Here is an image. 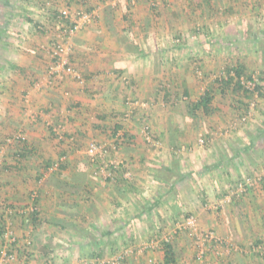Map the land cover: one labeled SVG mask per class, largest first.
Returning <instances> with one entry per match:
<instances>
[{
    "label": "crops",
    "instance_id": "obj_1",
    "mask_svg": "<svg viewBox=\"0 0 264 264\" xmlns=\"http://www.w3.org/2000/svg\"><path fill=\"white\" fill-rule=\"evenodd\" d=\"M130 1L0 0V220L8 216L18 234L17 264H75V258L60 255L66 244L70 248L66 253L83 259L111 257L118 245L128 239L139 241L148 231L151 234L154 224L163 225L184 209L197 215L202 227H212L237 243L259 242L264 249V188L223 204L217 219L203 208V203L227 201L223 193L229 194L236 182L245 179H238L236 171L257 170L256 154L264 155V139L254 143L246 137V144L238 145L211 141L199 150L192 148L193 153L174 150L182 141L179 135L187 138L198 126L206 132L211 128L209 115L192 111L191 102L203 95L196 92L204 90L202 85L209 89V82L192 77L195 64L221 68L229 60L232 66L247 67L261 74L264 93V0H255L262 5L263 41L251 39L247 64L246 59L225 57L221 47L214 50L211 32L219 34L218 30L208 32L206 40L189 32L191 21L219 10L223 16L226 8L237 11L245 0ZM51 3L56 12L71 14L80 4L99 6L98 22L72 36V61L84 73L83 84L67 79L55 87L48 85L53 40L60 33L55 22L59 14H43ZM217 100L212 101V113H228L229 108ZM129 101L139 102L133 120L124 118ZM259 102L264 115V94ZM146 112L160 138L151 144L155 151L146 149L139 130ZM260 125H250L247 132H258ZM85 131L100 141L109 140L106 143L124 131L118 152L124 168L116 170L115 180H105L90 160L80 157L83 151L74 153L66 148L70 142L58 138V133L71 136ZM16 134L22 138L16 140ZM58 162L66 170L51 168ZM174 162L185 176L176 184L180 202L157 183V169L171 170ZM214 181L223 193L215 191ZM146 185L151 191L144 189ZM11 208L21 213L10 215ZM26 239L31 241L29 249Z\"/></svg>",
    "mask_w": 264,
    "mask_h": 264
},
{
    "label": "rangeland",
    "instance_id": "obj_2",
    "mask_svg": "<svg viewBox=\"0 0 264 264\" xmlns=\"http://www.w3.org/2000/svg\"><path fill=\"white\" fill-rule=\"evenodd\" d=\"M86 4H80V9H78L77 11H75L72 14H76L80 11H84V12H92L93 10H95L96 13V18L94 20V23L98 22L99 20V6H94L91 7L90 5L88 7L85 6ZM1 7V5H0ZM45 7L42 6V9ZM53 4L51 3V5H49L48 7L46 6L44 9V13L43 14H50V15H57V10H54ZM211 11H216V10H211ZM262 5H260L257 2H255V0H245V2L239 6V9L237 11H235L233 8L232 9H224L223 12V16H221L220 10L218 11L217 15H213V16H209L206 19H204L203 15L201 17V19L198 21H191V28L189 30V32H195L192 33L193 37H197V38H204L206 40L207 38V33L211 30H218L219 34L216 33V31L211 32L213 36H211L210 38V44H212V46H214V50L215 47L220 48L221 50H223L222 54H224V56H229V57H238L240 59V61H242V59H246L244 60V64H247V60H248V56L250 55V49H252L251 44H253V42L251 41L254 40L256 42H262L263 41V31H262ZM63 12V11H62ZM67 13H71L69 10L66 11ZM253 13L255 15H253ZM249 14H251V19H248L250 16ZM249 16V17H245V20H242V16ZM255 17V18H254ZM222 18V19H221ZM261 19L260 21L258 19ZM55 20V19H54ZM247 21V22H246ZM56 22V20H55ZM3 22L0 21V27H2ZM57 23V22H56ZM91 24V25H92ZM91 25H89L86 29H88ZM250 27V28H246ZM200 27V31H197V28ZM84 29V30H86ZM254 29V31H253ZM258 29V30H257ZM63 30V29H61ZM60 33L57 32L59 35L58 37L56 36V39L53 40V43L55 44L57 41H61L62 38L65 35V31H61ZM232 32H231V31ZM231 32V33H230ZM246 32V33H245ZM54 34V32H52ZM222 33V34H221ZM228 33V34H227ZM56 34V33H55ZM191 34V35H192ZM226 35H230V36H226ZM236 39V41H235ZM70 44L72 45V49H73V53L71 55V62L72 64L78 69L80 70L82 73L83 71L81 70L80 67H78V65H76L75 63H73L72 61V57L74 55V40H72V38L69 40ZM229 49V50H228ZM219 54V53H217ZM211 61V60H209ZM50 65V64H49ZM193 65V64H192ZM233 66L231 65V62H229V60H227V62H224V66L219 68V67H215V66H208V69H205V66L203 64H195L192 67V77L194 78V80L196 81H200L201 83H203V81H207L209 82V89H213V93L215 94V97H217V102L216 104H220V105H224L225 107H228L229 110L228 113H226L223 108H219L217 106L218 109H220L223 113H226L225 115H222L219 112L216 113H212L211 115L208 116V122L211 121V123L207 122L208 127H211L209 129H207L208 132H206L205 130L203 131V126H198L196 131H193L191 134H188L187 138H183L181 135L180 138H182V141H180L178 143V146L174 148V150L176 152H178V154L180 153H193L194 151L191 150L192 148L199 150L201 146L200 144V139H204L206 142L204 144V146L208 143H210L211 141H215V143L220 142L222 143L223 141L228 143H231L233 145H238L240 142L245 143L247 142V130L249 129L250 125L255 124V123H264V115L262 114V108L260 109V100L263 97V89L262 92L261 91H257L255 90L253 94H249V93H243V92H239V91H232L230 88L226 90L225 93H221L220 88H219V82L220 79L224 78V77H228V73L227 71L229 69H233ZM84 75V73H83ZM233 75V74H232ZM244 76L245 77H251L253 79V82L255 84L260 85L259 82L261 79V74L256 73H251L250 69H248L247 67H245V72H244ZM84 79L86 81V78L84 76ZM247 79H245L246 81ZM123 82L125 83V81L123 80ZM198 83V82H197ZM202 85V84H201ZM201 85L199 84V87L201 88ZM203 89H200L198 92H196V95L198 96L200 93L204 94L206 92V86L202 85ZM261 88L262 85H260ZM192 104L194 103L191 102ZM145 104V103H144ZM146 107V104H145ZM134 116V115H133ZM246 117V121H242L243 118ZM130 120H133L130 119ZM152 120V115L151 113L148 114V112H146L142 118L140 119L141 125L144 122H147L148 124L151 125L152 129H153V125L151 123ZM215 121V125L212 126V123H214ZM201 125H203V123H201ZM210 125V126H209ZM139 127V130H140ZM211 129V131H210ZM107 132V131H106ZM93 133L89 132L87 133L85 132H81L77 135L75 134H71V136H66L64 135V140L70 142L69 144L66 142V148L72 150L74 153H76L78 150L79 151H83L84 154H80L82 159H88V156L86 154V150L87 147L90 143L92 142H97V143H106L108 141L102 140L100 141L98 138L96 137H91ZM102 134H105V132H103ZM113 133L111 132V135ZM18 135V134H16ZM154 139L155 142H157L158 140H160V138H157V134L154 133ZM22 138V137H21ZM73 139V140H72ZM184 139L186 140V142L184 141ZM144 142V141H143ZM144 145L146 147L147 150L152 149V151H155L157 149L156 146L152 147L151 144H147L146 142H144ZM194 145V146H193ZM122 146V144L120 145V147ZM144 147V148H145ZM193 151V152H192ZM73 153V154H74ZM220 154V156H222V153H218ZM114 152L110 153V157H114ZM257 159H258V165H257V170L251 171L249 173L242 171L241 173L236 171V174L238 175V179H241V177H244V180H240L239 182H236V185L240 182H245L247 179H256L257 177H263L264 178V155L261 154H256ZM187 156V155H186ZM185 156V157H186ZM184 157V158H185ZM214 159V158H211ZM152 161V160H151ZM66 166L63 165L61 170H66L65 169ZM128 168V166L126 167V169ZM130 170V169H128ZM59 171V172H60ZM127 171V170H126ZM174 181H171V183ZM189 182H192L193 184L195 183V180L191 179L189 180ZM215 182V191H217V193H223L222 191L224 190V188H221L219 185L216 184ZM197 183V182H196ZM151 184V183H150ZM180 184V183H179ZM213 185V186H214ZM228 185V184H227ZM145 190L151 191V188H149L148 185L144 186ZM180 188L182 186H179ZM201 188V186H198ZM264 188V183L263 184H258L256 185L250 192H252L255 188L256 189H260V188ZM235 187L230 188L229 190L232 191ZM202 189V188H201ZM181 191V189H180ZM228 193H223V200L225 201L226 197H227ZM245 196V195H244ZM243 196V197H244ZM167 199V198H166ZM182 199V198H181ZM201 203L202 202V198H199ZM239 200H242L241 197H235L233 198L232 201L227 202L225 201L224 203H217V202H207V203H203L204 206L203 208L205 209L206 213H209V215H213L215 217V219H217L218 214L222 211H220L221 209H223V206L225 205H230V203H232L233 201L238 202ZM206 204V205H205ZM225 204V205H223ZM183 207V206H182ZM241 209V208H240ZM241 211V210H239ZM223 214H225V211L223 212ZM180 216V217H178ZM195 217L198 225L200 227V230L202 231H213L216 232L217 235L225 238L228 242L232 243L235 247V250L228 252L227 248H219L217 251V248H212V246L210 247L209 251L207 252V254L204 256V258L201 260V258H199V249H198V245L196 244V240L195 238H193L188 231H179L177 225L179 223L184 222L186 219H188L189 217ZM169 216H167L168 218ZM167 221L163 224V225H159L158 227H155L154 224V228L153 230H151V234L148 231L147 234H143V237H141V239H138L139 241L135 242V241H131V239H128V242H124L122 245H118L117 247H115V250H113V256L111 257H106V258H102L100 260H87V259H83L80 258L77 254H74L73 252L70 254L66 253L69 244H66L63 246V251L61 250L60 255L68 257V258H75L74 261L75 264H111V260L116 257L119 256L123 251H125L126 247H131L132 249H137L139 248V246H143L145 244L150 243L152 240L160 242L162 239H164V237L166 236H172V241L170 242L175 250V255H176V259L178 260V262H184L186 264H264V254L262 253L264 251L263 245L259 242H257V244L253 245V243H248V242H244V243H237L236 241L232 240L231 237H225L222 234H220L218 231H216L214 228L212 227H202L200 225V220L198 218L197 215L193 214L192 212L189 211V209L187 210H183L181 211V215H176L175 218H168L166 219ZM152 235V236H151ZM145 236V237H144ZM67 238V237H66ZM66 249V250H64ZM149 254L153 255V258L157 263L159 264H165V253H164V246L163 244H160L157 248L155 249H149L147 250L144 255H137L136 252L129 255V257L125 260V264H137V261H141L143 264H150L149 260ZM59 255V254H58ZM57 257V255H56ZM146 257V258H145ZM149 257V258H148ZM67 258V259H68ZM137 258V259H136ZM52 261H54L52 259ZM56 263V261H55ZM53 263V264H55Z\"/></svg>",
    "mask_w": 264,
    "mask_h": 264
},
{
    "label": "built area",
    "instance_id": "obj_3",
    "mask_svg": "<svg viewBox=\"0 0 264 264\" xmlns=\"http://www.w3.org/2000/svg\"><path fill=\"white\" fill-rule=\"evenodd\" d=\"M134 1V0H131ZM130 1V2H131ZM135 2V1H134ZM152 7H156L157 3L152 1ZM96 11L84 12L80 11L78 13L71 14L63 12V14L57 15L56 22L58 29H63L65 35L61 41H57L51 51V63L47 70V80L48 85L58 86L60 83L64 82L67 79H72L78 83L83 84L85 82L83 73L78 70L71 62V55L73 53L72 45L69 40L72 36L86 29L91 25L96 18ZM200 27L197 28L199 32ZM127 83H130L127 78H123ZM242 82L245 87L250 91H255V83L251 81H245L242 78ZM129 108L124 114L126 120L132 119L134 116V110L139 105L138 101H129ZM246 121V117L242 119ZM140 133L147 144H155L154 132L150 124L144 122L140 127ZM124 131L118 132L114 135L113 140L110 143H97L92 142L88 145L86 154L91 162V164L96 168V172L103 176L105 180H115L116 170H121L124 168L123 161L119 158L118 152L120 150V145L124 141ZM59 140H63L64 133H58ZM16 140L21 139V135L15 137ZM73 140V139H72ZM200 144L204 145L205 140L200 139ZM114 152L115 157H110V153ZM60 163L54 164L51 168L57 170L60 168ZM129 178V175H127ZM264 183L263 177H257L256 179H247L245 182L238 183L235 188L229 192L226 197L227 202H230L235 197H242L249 191H251L256 185ZM36 196H33L35 199ZM31 212H35L34 207L30 208ZM10 215L21 213L20 209H9ZM179 231H188L189 234L195 238L196 244L199 249V258L201 260L209 251L210 247L217 248H227L228 252L235 250V247L232 243L228 242L225 238L216 234L213 231H202L198 225V222L195 217L191 216L186 219L184 222L177 225ZM172 241V236H166L160 242L152 240L150 243L143 246H139L137 249H132L131 247H126L119 256L114 257L111 260V264H125V260L129 255L136 252L137 255H144V253L149 249H155L160 244L170 243ZM31 241L26 239L25 248L29 249ZM18 234L15 228L12 225V222L9 220V217H5L0 220V264H17L18 263ZM150 264H159L154 259L150 258ZM172 264H186L184 262H178Z\"/></svg>",
    "mask_w": 264,
    "mask_h": 264
},
{
    "label": "trees",
    "instance_id": "obj_4",
    "mask_svg": "<svg viewBox=\"0 0 264 264\" xmlns=\"http://www.w3.org/2000/svg\"><path fill=\"white\" fill-rule=\"evenodd\" d=\"M57 14L60 15L63 13L57 12ZM244 72H245V67L241 65H236L235 67H233V69H229L227 71L228 77H224L220 79L219 88H220L221 93L222 94L225 93L226 90L230 88L234 92L239 91V92H243L244 94L245 93L253 94L254 91H250L245 87L244 83L242 82V78L247 79L246 81H251V82H253V79L250 76L245 77ZM255 85H256L255 90H257L258 92L259 91L262 92V88L260 87V85L258 84H255ZM212 90L213 89L206 90V92L201 96L199 101L193 103L192 111L199 110L206 116L212 114L213 109H212L211 104H212L213 99L215 98V94L213 93ZM263 129H264L263 125L261 124L258 132L254 133V132L248 131L246 134L247 138L254 143L260 142L261 140L264 139ZM117 130L119 129H116L114 132L116 133ZM52 134H54V132ZM61 168L62 167H60V169ZM157 175H158L157 183L159 187L165 190V193L166 195L169 196V198H172L176 200L177 202H180L181 194H180L179 188L176 187V184L182 181L183 179H185V176L182 175L181 173L179 162H174L171 170H168L167 168L157 169ZM171 181H174V182L170 184ZM163 246H164V253H165V262H166L165 264H172L178 261L176 259V255L173 250L172 244L164 243Z\"/></svg>",
    "mask_w": 264,
    "mask_h": 264
}]
</instances>
